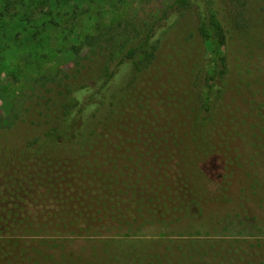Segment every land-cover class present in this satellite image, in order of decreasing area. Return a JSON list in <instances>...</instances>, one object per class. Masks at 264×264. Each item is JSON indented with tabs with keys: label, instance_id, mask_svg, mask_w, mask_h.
I'll return each mask as SVG.
<instances>
[{
	"label": "trees",
	"instance_id": "1",
	"mask_svg": "<svg viewBox=\"0 0 264 264\" xmlns=\"http://www.w3.org/2000/svg\"><path fill=\"white\" fill-rule=\"evenodd\" d=\"M250 1L169 0L149 22L126 18L102 30L93 38L90 54L79 57L71 72L58 80L50 78L54 96L38 104L28 102L26 134L11 150L10 160L41 166L54 178L40 186L34 203H27L26 208L40 213L28 214L25 208L20 219H4L7 234L0 237V264H15L20 256L28 264L31 250L39 254L31 256L29 264H105L101 251L111 253L116 264H164L171 253H145L156 250L148 242L138 244L142 252L131 244L132 250L125 253L120 251L122 242L115 240H133L143 228H151L158 243L165 245L170 238L191 234L183 225L202 218L208 205L222 208L229 202L228 176L221 186L211 173L205 176L200 163L213 166L219 151L218 109L229 76L226 49L231 31L247 27ZM191 9L198 12L211 67L201 98L191 90L197 81L189 77L182 102L156 87L153 73L168 24ZM155 143L165 148L154 152L150 145ZM126 145H136L139 151L124 150ZM191 166H199L200 172ZM67 178L72 180L68 190L58 182ZM48 184L57 185V198H63V204L51 200L40 205ZM52 207L58 212L51 213ZM26 223L39 233L18 239L13 233ZM117 225L127 228L129 234L120 233L126 239L92 240L88 248L70 252L63 248L62 262L42 250L59 246L61 241L48 238L53 232L73 234L84 227L99 232ZM172 257L178 263L184 260Z\"/></svg>",
	"mask_w": 264,
	"mask_h": 264
},
{
	"label": "rangeland",
	"instance_id": "2",
	"mask_svg": "<svg viewBox=\"0 0 264 264\" xmlns=\"http://www.w3.org/2000/svg\"><path fill=\"white\" fill-rule=\"evenodd\" d=\"M52 2H56L54 6ZM168 2L0 0V237L7 234L4 219L7 216L20 219L27 203H34L40 186L54 178L41 166H21L10 160L11 150L19 146L26 134L28 102L38 104L42 98L52 99L55 85L49 82L50 78L58 80L71 72L79 57L90 54L92 40L102 30L126 18L149 22ZM221 17L225 18L224 12ZM198 20L196 9L172 19L157 70L153 73L157 78L155 86L164 94L173 93L182 102L186 100L184 88L189 77L197 81L191 90L201 98L211 67L207 39L199 32ZM246 20L245 29L231 31L226 49L229 76L218 109L219 151L215 153L213 166L200 163L205 176L211 173V178H216L221 186L228 176L229 202L222 208L208 205L209 210L202 218L184 224L191 234L170 238L163 245L158 243L159 236L151 228H143L133 240H115L123 244L120 251L130 252L133 244L142 252L138 244L148 242L156 250L145 253L162 256L171 253L170 260H165L164 264H264V0L249 2ZM10 119H13L11 124ZM150 148L160 152L165 145L155 143ZM123 149H131L133 154L139 151L136 145H126ZM191 167L200 172L199 166ZM71 181L67 178L58 182L68 190ZM56 187L55 184L46 186L39 200L41 206L51 200H57L54 204L63 202V198H57ZM50 209L51 213L58 212L56 207ZM25 211L28 214L41 212L28 207ZM38 233L26 223L19 233L13 234L22 239V236L34 237ZM60 233L53 232L48 238L64 243L60 242L55 249H42L54 254L52 258L56 257L59 262H62L63 248L67 247L68 252L76 251L88 248L86 244L92 240L102 243L109 239H126L120 233L129 234L127 228L118 225L103 227L99 232L84 227L73 234ZM178 246L183 250L179 251ZM186 246L188 248L184 249ZM31 251L27 256L28 264L32 263L31 256L37 258L39 254V250ZM100 253L105 264H116L112 263L111 253ZM173 255L184 260L178 263ZM14 263L26 264L21 256Z\"/></svg>",
	"mask_w": 264,
	"mask_h": 264
}]
</instances>
